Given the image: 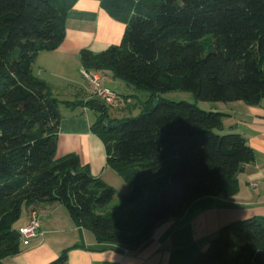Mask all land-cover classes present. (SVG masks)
Segmentation results:
<instances>
[{
    "label": "trees",
    "instance_id": "trees-1",
    "mask_svg": "<svg viewBox=\"0 0 264 264\" xmlns=\"http://www.w3.org/2000/svg\"><path fill=\"white\" fill-rule=\"evenodd\" d=\"M77 1L0 0V263L23 251L16 223L25 207L59 202L98 242L136 250L197 199L233 196L238 173L256 158L213 106L264 101V0H101L126 29L119 44L83 50V68L150 92L139 116L116 118L104 105L92 125L129 189L113 205L116 189L77 153L57 158L61 101L34 65L63 42ZM176 90L211 111L162 97ZM194 264H264V217L223 226Z\"/></svg>",
    "mask_w": 264,
    "mask_h": 264
},
{
    "label": "crops",
    "instance_id": "crops-1",
    "mask_svg": "<svg viewBox=\"0 0 264 264\" xmlns=\"http://www.w3.org/2000/svg\"><path fill=\"white\" fill-rule=\"evenodd\" d=\"M125 29L126 24L112 16L101 0H78L68 14L63 42L55 50L39 53L34 65L39 67L37 76L60 100L59 94L53 92L56 91V81L63 79L77 83V78H72L68 72L79 66L81 52L86 49L100 53L119 44ZM98 72L104 87L133 99L132 104L124 102L118 109H110L114 111L113 117H127L136 105L135 96L142 91L115 77L110 70ZM74 89L70 98L60 100L62 118L56 157L77 153L94 176L113 186L116 196H123L129 186L116 170L108 166L105 144L92 128L98 111L89 104L93 99L91 87L84 81ZM217 104L222 105L213 107L227 114L224 131L245 136L256 156L238 173L239 188L233 196L197 199L182 216L158 223L150 238L136 250L98 242L93 231L74 221L64 204L32 205L26 207L24 217L16 226H25L30 211L37 209L40 212V234L29 245H24L21 253L7 257L4 262L48 264L66 253L65 264H194L223 226L251 217H264V101L258 105L243 101Z\"/></svg>",
    "mask_w": 264,
    "mask_h": 264
},
{
    "label": "rangeland",
    "instance_id": "rangeland-1",
    "mask_svg": "<svg viewBox=\"0 0 264 264\" xmlns=\"http://www.w3.org/2000/svg\"><path fill=\"white\" fill-rule=\"evenodd\" d=\"M209 37H206L202 40V48L205 49L209 45ZM76 69H70L68 72L69 75L72 78H77V83L73 84V82H69L63 79H57L56 84H55V90L53 91L54 93L57 92L59 94L60 100L70 98L71 93L75 92L74 88L80 87L82 82L86 81V79L81 75L82 73L80 72L81 68H83L82 62L80 60L79 66L75 67ZM37 72H39V67H34V73L37 75ZM71 83V84H70ZM73 84V85H72ZM80 84V85H79ZM51 89V88H50ZM150 97V92L147 90H144L143 92H138L137 95L135 96V103L136 105L132 108L131 113H127V117L133 118L139 116L143 112V103ZM162 97L166 100H171V101H187L190 103H196L198 104L199 107H201L204 110L211 111L207 105H211L207 102L199 101L195 98L193 92L190 91H185V90H176V91H171V92H166L162 94ZM154 102V101H153ZM241 102V101H240ZM219 102H216L215 105H222V104H217ZM224 103V102H220ZM128 104H132L128 103ZM224 105V104H223ZM61 107V106H60ZM109 113L113 116L114 111L109 109ZM118 192H121L120 188H117ZM122 196L119 194L115 197L114 201L112 202L113 205H116L120 202ZM26 207L24 208V210ZM23 210V213H24ZM24 215L22 216V218ZM18 226V225H17ZM0 264H10V261H6Z\"/></svg>",
    "mask_w": 264,
    "mask_h": 264
},
{
    "label": "built area",
    "instance_id": "built-area-1",
    "mask_svg": "<svg viewBox=\"0 0 264 264\" xmlns=\"http://www.w3.org/2000/svg\"><path fill=\"white\" fill-rule=\"evenodd\" d=\"M81 73L91 87L92 98L97 99L109 109H118L122 103L132 102V98L123 97L119 93L104 87L98 71L82 68ZM20 234L24 245H29L40 234V212L37 209L30 211L29 221L25 226L20 227Z\"/></svg>",
    "mask_w": 264,
    "mask_h": 264
},
{
    "label": "water",
    "instance_id": "water-1",
    "mask_svg": "<svg viewBox=\"0 0 264 264\" xmlns=\"http://www.w3.org/2000/svg\"><path fill=\"white\" fill-rule=\"evenodd\" d=\"M158 103H159V100H158L157 98L154 99V105L157 106ZM94 106H95V108H96V111H101V110L104 108V104L101 103V102H99V101L95 102ZM105 122H106V123H109V122H110V119L107 118V119L105 120ZM113 124H117V122H113Z\"/></svg>",
    "mask_w": 264,
    "mask_h": 264
}]
</instances>
